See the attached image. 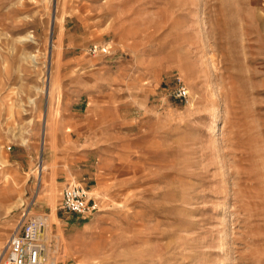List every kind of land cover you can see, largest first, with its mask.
Here are the masks:
<instances>
[{
  "label": "rangeland",
  "instance_id": "obj_1",
  "mask_svg": "<svg viewBox=\"0 0 264 264\" xmlns=\"http://www.w3.org/2000/svg\"><path fill=\"white\" fill-rule=\"evenodd\" d=\"M25 213L57 264H264V0H0V253Z\"/></svg>",
  "mask_w": 264,
  "mask_h": 264
},
{
  "label": "built area",
  "instance_id": "obj_2",
  "mask_svg": "<svg viewBox=\"0 0 264 264\" xmlns=\"http://www.w3.org/2000/svg\"><path fill=\"white\" fill-rule=\"evenodd\" d=\"M186 86L176 90V96L188 98ZM62 208L80 215L92 213L97 208L96 201L89 192L78 184H69L63 191ZM25 213L19 226L8 239L0 253V264H44L46 245L41 238L44 221L37 217H28Z\"/></svg>",
  "mask_w": 264,
  "mask_h": 264
},
{
  "label": "bare ground",
  "instance_id": "obj_3",
  "mask_svg": "<svg viewBox=\"0 0 264 264\" xmlns=\"http://www.w3.org/2000/svg\"><path fill=\"white\" fill-rule=\"evenodd\" d=\"M51 28H53V26H51ZM20 41L21 42H32V43H35L34 42L35 41V36L34 35H29V34L25 35V36H21L20 37ZM27 58L31 62H35V60L37 59V55L31 54ZM41 91L46 93L47 92L46 91V87L44 86V88H41ZM30 103L31 104H36V100L31 98ZM220 113H221L220 107H219V105H216L214 107L213 111H212L211 119H210V121H212V125L210 126V127H212V128H210L212 131H214L217 128L216 123H217V121L219 119ZM24 143H27V140L24 139ZM42 160H44V159L42 158ZM15 208H16V206H12V207L9 208V211L12 212ZM38 218H41L44 221V227H43V231H42V234H41V238H42V240L44 241V243L46 245V250H45V253H44V257H45L44 264H57L58 261L55 258L51 247L49 246V244H47L49 238L51 237V233H50L51 228H52L51 218H49L47 216H39Z\"/></svg>",
  "mask_w": 264,
  "mask_h": 264
},
{
  "label": "crops",
  "instance_id": "obj_4",
  "mask_svg": "<svg viewBox=\"0 0 264 264\" xmlns=\"http://www.w3.org/2000/svg\"><path fill=\"white\" fill-rule=\"evenodd\" d=\"M213 109H214V107H213ZM213 109H212V111H213ZM211 114H212V112H211Z\"/></svg>",
  "mask_w": 264,
  "mask_h": 264
}]
</instances>
